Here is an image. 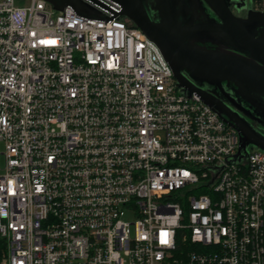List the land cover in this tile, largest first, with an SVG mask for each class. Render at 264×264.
<instances>
[{
	"label": "built area",
	"instance_id": "1",
	"mask_svg": "<svg viewBox=\"0 0 264 264\" xmlns=\"http://www.w3.org/2000/svg\"><path fill=\"white\" fill-rule=\"evenodd\" d=\"M81 1L0 0V264H264V153Z\"/></svg>",
	"mask_w": 264,
	"mask_h": 264
},
{
	"label": "water",
	"instance_id": "2",
	"mask_svg": "<svg viewBox=\"0 0 264 264\" xmlns=\"http://www.w3.org/2000/svg\"><path fill=\"white\" fill-rule=\"evenodd\" d=\"M46 1L57 10L70 6L85 13L81 0H64L62 6L57 0ZM113 1L122 8L116 15L128 18L160 47L178 85L198 94L238 130V156L249 143L264 149V134L252 123L264 125V36L259 34L264 29L263 10L250 8L243 17L234 13L231 0H204L217 19L192 23L179 19L188 14L183 12L182 0ZM152 11L158 13V20ZM201 37L221 38L249 56L200 46Z\"/></svg>",
	"mask_w": 264,
	"mask_h": 264
},
{
	"label": "flooded vegetation",
	"instance_id": "3",
	"mask_svg": "<svg viewBox=\"0 0 264 264\" xmlns=\"http://www.w3.org/2000/svg\"><path fill=\"white\" fill-rule=\"evenodd\" d=\"M183 1V12L187 13L186 17L179 16V19L182 22H186L187 20H191L192 23H201L206 22L208 19H217L214 15V12L209 8V6L204 2V0H182ZM254 4L250 5L247 4L245 0H231V8L234 11V13L238 16H247V12L250 8L261 10L260 6H257V1L253 0ZM149 5L150 1L148 2ZM178 7V6H177ZM152 15L156 18V20L159 19L158 13L156 11H152ZM260 35L264 36V29L260 30ZM197 43L200 46H205L209 49H221L226 51H234L237 53H240L244 56H249V53L247 51L239 50L233 46H230L227 42L222 40L218 37H201ZM213 89V88H210ZM245 105L248 106L249 104L245 102ZM253 124L256 126H259L261 124L252 121Z\"/></svg>",
	"mask_w": 264,
	"mask_h": 264
},
{
	"label": "rangeland",
	"instance_id": "4",
	"mask_svg": "<svg viewBox=\"0 0 264 264\" xmlns=\"http://www.w3.org/2000/svg\"><path fill=\"white\" fill-rule=\"evenodd\" d=\"M245 1H246L247 4H250V5L254 4L253 0H245ZM25 2H26V0H18V3H21V4H23ZM57 3H58L59 6H62L64 4V0H57ZM257 6H259L258 3H257ZM183 90H184V92H186V90L184 88H183ZM257 128L261 131V133L264 134V125H260V127L257 126ZM252 150H260L261 152L264 153V149L258 148L256 146L252 145L251 143L247 144L243 148V152L245 154H247L248 152H250Z\"/></svg>",
	"mask_w": 264,
	"mask_h": 264
},
{
	"label": "trees",
	"instance_id": "5",
	"mask_svg": "<svg viewBox=\"0 0 264 264\" xmlns=\"http://www.w3.org/2000/svg\"><path fill=\"white\" fill-rule=\"evenodd\" d=\"M187 247L189 248V245Z\"/></svg>",
	"mask_w": 264,
	"mask_h": 264
}]
</instances>
